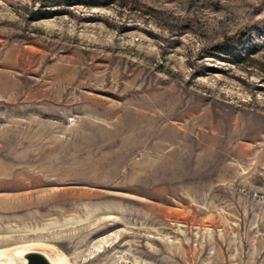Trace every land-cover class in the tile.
I'll use <instances>...</instances> for the list:
<instances>
[{
  "label": "rangeland",
  "instance_id": "374dc122",
  "mask_svg": "<svg viewBox=\"0 0 264 264\" xmlns=\"http://www.w3.org/2000/svg\"><path fill=\"white\" fill-rule=\"evenodd\" d=\"M74 2L0 0V250L264 264V0Z\"/></svg>",
  "mask_w": 264,
  "mask_h": 264
},
{
  "label": "bare ground",
  "instance_id": "6f19581e",
  "mask_svg": "<svg viewBox=\"0 0 264 264\" xmlns=\"http://www.w3.org/2000/svg\"><path fill=\"white\" fill-rule=\"evenodd\" d=\"M35 257L42 264H69L67 259L56 248L50 245L32 242L0 250V264H29L30 259Z\"/></svg>",
  "mask_w": 264,
  "mask_h": 264
},
{
  "label": "trees",
  "instance_id": "16d2710c",
  "mask_svg": "<svg viewBox=\"0 0 264 264\" xmlns=\"http://www.w3.org/2000/svg\"><path fill=\"white\" fill-rule=\"evenodd\" d=\"M42 1V4L44 6H49V7H59V6H62V5H65V6H70V5H74V4H78L77 2H74L75 0H41ZM55 10H44L40 13H38L37 16H34V20H38V19H41V18H48L52 15V13H54ZM226 44L228 43L227 41L225 42ZM219 50L221 51H224V48L220 47Z\"/></svg>",
  "mask_w": 264,
  "mask_h": 264
},
{
  "label": "water",
  "instance_id": "95a60500",
  "mask_svg": "<svg viewBox=\"0 0 264 264\" xmlns=\"http://www.w3.org/2000/svg\"><path fill=\"white\" fill-rule=\"evenodd\" d=\"M29 264H42L38 258H31Z\"/></svg>",
  "mask_w": 264,
  "mask_h": 264
}]
</instances>
